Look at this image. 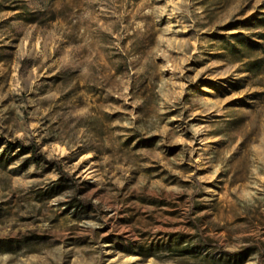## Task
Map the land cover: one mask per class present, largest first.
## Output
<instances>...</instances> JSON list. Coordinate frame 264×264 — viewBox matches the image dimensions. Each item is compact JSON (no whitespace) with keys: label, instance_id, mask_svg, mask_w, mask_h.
<instances>
[{"label":"rangeland","instance_id":"1","mask_svg":"<svg viewBox=\"0 0 264 264\" xmlns=\"http://www.w3.org/2000/svg\"><path fill=\"white\" fill-rule=\"evenodd\" d=\"M0 264H264V0H0Z\"/></svg>","mask_w":264,"mask_h":264},{"label":"trees","instance_id":"2","mask_svg":"<svg viewBox=\"0 0 264 264\" xmlns=\"http://www.w3.org/2000/svg\"><path fill=\"white\" fill-rule=\"evenodd\" d=\"M17 144L19 147H22L23 149L30 150L34 156H38L37 155V151H38L37 145L34 144V145L25 146L21 143V141H18ZM204 246H208V245H204ZM181 252L182 254H184L185 251L182 250Z\"/></svg>","mask_w":264,"mask_h":264}]
</instances>
